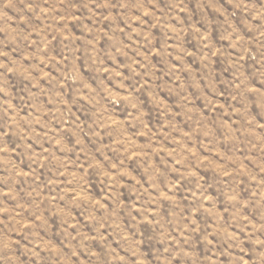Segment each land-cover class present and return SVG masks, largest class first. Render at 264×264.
<instances>
[{
  "label": "clouds",
  "instance_id": "1",
  "mask_svg": "<svg viewBox=\"0 0 264 264\" xmlns=\"http://www.w3.org/2000/svg\"><path fill=\"white\" fill-rule=\"evenodd\" d=\"M0 264H264V0H0Z\"/></svg>",
  "mask_w": 264,
  "mask_h": 264
}]
</instances>
